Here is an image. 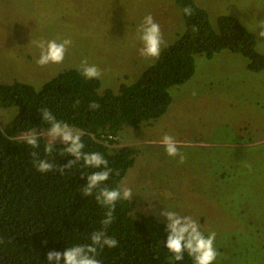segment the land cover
Segmentation results:
<instances>
[{
    "label": "rangeland",
    "instance_id": "obj_1",
    "mask_svg": "<svg viewBox=\"0 0 264 264\" xmlns=\"http://www.w3.org/2000/svg\"><path fill=\"white\" fill-rule=\"evenodd\" d=\"M195 2L213 23L219 15L238 19L264 53L255 34L264 0ZM147 14L166 45L184 31L173 0H0V83L40 89L87 58L102 70L100 91L133 84L156 60L138 51L136 30ZM53 39L72 41L64 62L38 66L35 42ZM169 93L163 116L110 138L111 150L136 151L120 184L132 189V213L153 215L165 226L164 208L191 215L205 235L216 233L214 264H264V71L251 72L247 59L227 50L196 55L193 77ZM15 115V109H0V127ZM164 134L181 141L183 163L166 154L159 143Z\"/></svg>",
    "mask_w": 264,
    "mask_h": 264
},
{
    "label": "trees",
    "instance_id": "obj_2",
    "mask_svg": "<svg viewBox=\"0 0 264 264\" xmlns=\"http://www.w3.org/2000/svg\"><path fill=\"white\" fill-rule=\"evenodd\" d=\"M173 1L184 31L133 84L100 91V81L85 79L78 69L60 72L40 89L21 82L0 83V109L16 110L12 120L0 127V264H48L49 251L63 252L72 245L90 243L91 233L102 227L105 209L94 196L81 193L87 183L81 174L97 169L77 165L60 175L41 173L34 167L32 151L59 166L75 159L61 156V143L54 144L48 156L43 138L35 150L20 139L21 134L49 128L38 109L46 107L58 120L83 131L85 151L102 153L109 166L119 170V175L113 174L106 182L115 188L134 166L136 151L130 147L111 150L110 138L124 127L137 129L163 116L172 101L169 88L193 77L196 55L212 58L227 50L247 59L251 72L264 71V53L257 50L254 34L238 19L219 15L213 23L195 0ZM185 6L193 8L192 16L182 13ZM91 102L100 108L90 110ZM134 207L130 200L117 202L107 233L118 240V246H105L97 259L102 264H169L171 253L163 245L165 225L153 215L133 214ZM176 264L193 262L185 254L184 261Z\"/></svg>",
    "mask_w": 264,
    "mask_h": 264
},
{
    "label": "clouds",
    "instance_id": "obj_3",
    "mask_svg": "<svg viewBox=\"0 0 264 264\" xmlns=\"http://www.w3.org/2000/svg\"><path fill=\"white\" fill-rule=\"evenodd\" d=\"M185 16L193 15V8L185 6L182 9ZM255 34L258 42L264 43V20H261ZM193 31L196 28L193 27ZM137 38L142 44L138 49L139 55L145 58L158 59L161 51L166 47L160 25L155 22L151 14L144 16L141 23L137 26ZM36 46L40 50L39 58L36 64L40 67L49 64H61L64 62L65 56L72 45L71 39H63L61 41L39 40ZM78 71L85 79H98L102 76V70L95 64H90L87 58L80 61ZM193 95H196L195 91ZM79 100L75 102L76 105ZM75 106V105H74ZM100 105L96 102L89 104L90 110H97ZM43 121L47 122L49 128L40 132H29L23 134L20 139L23 140L32 149L40 147V139L47 138L44 146V152L50 156L54 151V144L57 140L63 145L61 156L67 154L75 159L69 160L67 164L59 166L49 159H41L37 151H32L34 167L41 173L58 172L64 175L66 170L77 165L83 168L97 169L90 174H81V178L86 176L87 183L81 188L82 196H94L99 206L105 209L103 218L100 221L101 228L93 231L89 237L90 243L75 244L68 247L65 251H49L47 253L48 264H102L97 259L99 251L106 246L109 249L118 246V240L109 236L107 229L114 221V212L116 204L120 200H131L133 196L132 189L129 187L117 186L109 187L106 182L113 174L119 175L118 169L109 166V161L100 152L85 151V143L82 141L83 131L67 122L58 120L48 108L38 109ZM151 143V141H146ZM159 143L164 146L165 152L169 157H179V162L185 160L184 154L180 152L179 145L181 141L175 137L164 134ZM82 162V164H81ZM166 220L165 232L167 233L164 247L171 255L167 258L169 264H176L185 259V254L191 258L193 264H214L219 255L215 248L216 233L210 232L207 235L201 231V225L191 215H181L180 213L163 209L159 213ZM3 241H0L2 243Z\"/></svg>",
    "mask_w": 264,
    "mask_h": 264
}]
</instances>
